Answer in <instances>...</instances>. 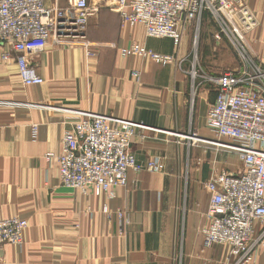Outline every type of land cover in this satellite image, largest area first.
<instances>
[{
	"label": "crops",
	"instance_id": "0c3cea01",
	"mask_svg": "<svg viewBox=\"0 0 264 264\" xmlns=\"http://www.w3.org/2000/svg\"><path fill=\"white\" fill-rule=\"evenodd\" d=\"M243 1L258 20L246 42L264 66V0ZM205 18L211 19L204 14L201 21ZM195 29L196 22L189 23L176 47L171 38L148 37L144 25H128L103 6L85 29L86 41L96 43L93 55L82 44L61 45L54 38L41 51L28 53L42 84L23 85L16 63L0 62V219L18 216L28 222L20 246L3 244L1 264L234 262L228 245L205 247L201 231L209 224L205 183L222 172L238 173V155L175 135L229 141L206 120L216 87L200 78L193 81L188 73ZM133 41L178 60L163 65L122 56L120 48ZM67 109L145 125L135 129L129 150L138 163L156 158L164 169H130L128 185L116 188L111 199L63 186L57 161L45 155L61 151L65 121L72 119ZM33 124L38 125L36 138ZM104 203L113 213L122 210L127 221L114 214L107 218ZM256 264H264V248Z\"/></svg>",
	"mask_w": 264,
	"mask_h": 264
},
{
	"label": "built area",
	"instance_id": "2783aa9c",
	"mask_svg": "<svg viewBox=\"0 0 264 264\" xmlns=\"http://www.w3.org/2000/svg\"><path fill=\"white\" fill-rule=\"evenodd\" d=\"M58 1L48 6L46 0H0V62H15L23 85L43 83L27 55L44 49L51 38L61 45L82 44L87 54L93 55L96 43L86 41L85 29L88 19L103 6L117 12L128 25H144L148 37L171 38L176 47L185 27L201 22L208 14L217 27L214 39H227L236 48L241 60L237 70L207 75L196 60L188 69L193 81L200 78L216 87L206 120L217 136L229 141L175 135L221 146L238 155V173L222 172L205 183L210 194L209 224L201 233L205 247L228 245L235 258L232 264H256L264 248V66L253 58L246 42L247 34L258 25L255 13L243 0H66V6ZM120 53L163 65L178 60L177 55L157 53L135 41L120 48ZM67 111L72 119L65 121L68 126L62 133L61 151L45 155L47 161H57L63 186L82 195L111 199L116 188L128 185L130 169H164L156 158L138 163L129 150L135 129L145 125L108 115ZM37 131L38 125L33 124V138ZM102 212L107 218L114 214L127 221L122 210L113 213L106 203ZM27 226V220L18 216L0 219V264L3 244L20 246Z\"/></svg>",
	"mask_w": 264,
	"mask_h": 264
},
{
	"label": "rangeland",
	"instance_id": "374dc122",
	"mask_svg": "<svg viewBox=\"0 0 264 264\" xmlns=\"http://www.w3.org/2000/svg\"><path fill=\"white\" fill-rule=\"evenodd\" d=\"M58 4L66 6L67 2L59 0ZM211 21V19L205 18L201 22L196 23L195 34L191 41L194 60H198L197 62L202 71L207 70L208 72L212 70L214 73L219 74L226 70L233 71L238 69L241 66V60L236 48L227 39H223L222 41L214 39L213 34L216 25L214 26L215 23ZM213 76L216 75L214 74ZM190 136L198 137L196 134H190ZM187 141L192 142L193 138L187 139Z\"/></svg>",
	"mask_w": 264,
	"mask_h": 264
}]
</instances>
